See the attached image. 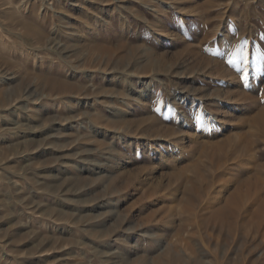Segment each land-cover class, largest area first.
<instances>
[{
	"label": "rangeland",
	"instance_id": "obj_1",
	"mask_svg": "<svg viewBox=\"0 0 264 264\" xmlns=\"http://www.w3.org/2000/svg\"><path fill=\"white\" fill-rule=\"evenodd\" d=\"M241 45L247 63L233 55ZM262 110L264 0H0V264H264L243 229L200 225L206 194L198 218L149 222L142 182L197 161L203 136L232 140L204 156L211 183L215 160L249 156L235 135L256 134L264 160L249 125Z\"/></svg>",
	"mask_w": 264,
	"mask_h": 264
},
{
	"label": "bare ground",
	"instance_id": "obj_2",
	"mask_svg": "<svg viewBox=\"0 0 264 264\" xmlns=\"http://www.w3.org/2000/svg\"><path fill=\"white\" fill-rule=\"evenodd\" d=\"M100 1H115V0H100ZM146 1H149V0H146ZM146 6L149 7V4H146ZM171 7H172V4H166V8H171ZM133 11L134 10L130 7L129 12L132 15L139 17V15L136 14V11L135 12ZM120 45H122V47L126 46L125 43H121ZM103 48L105 49L104 46ZM97 65H99V69H101L102 71H104L105 69H108V64L105 62L97 61ZM126 73H129V74H127L125 79H123L124 77L122 78L123 82H126V84L127 83L132 84V78L135 74L131 71L127 72V70H126ZM77 76H78L77 72L73 71V73H70L68 77H70L71 80H74L75 78H77ZM153 77L154 78L159 77V73L155 72L153 74ZM48 82L50 83L53 89L69 90V88H71L70 83L59 81L56 78L48 79ZM149 99L151 100V98ZM131 110L133 109L130 108V112ZM128 113L129 112L123 111V115H127ZM107 116L109 117V115ZM120 120H121L119 121L120 125L118 126H120V129H122L121 125L125 124L127 121L125 120V118H120ZM184 125H187L189 129H191V124L188 123L187 121L184 122ZM249 125L250 126L254 125V127L258 128L260 132L258 133V137H261L262 135V140L264 141V110L260 111L257 115L253 116L252 119L250 120ZM238 127L240 128L242 126H238ZM116 129L120 131V129L118 128ZM251 129L253 130L254 128L251 127ZM51 130H53L51 129V127H48V128L40 127L37 130L39 131V134L38 133L37 134L38 136H43L44 134L50 132ZM191 131L193 132L192 134H189V135L196 137V131H197L196 128L195 127L192 128ZM228 131H229V128H228ZM228 131H226V133ZM255 135L256 134L247 135V133L244 135L242 134L235 135V137L237 138L235 140L240 141L241 146L245 148V152H246L245 154L246 155L249 154V156L246 158L237 157L235 159H233L234 158L233 157L232 158L233 160H230V161H222L220 159L215 160L216 161V162L214 161L215 167H216L215 170H218L217 172H219V175L217 176L218 177L220 176L223 178L219 177L217 179V177H215L216 180L212 181V183L209 180H206V176L203 174L204 168H203L202 163L204 162V156H209V155L213 156V155L221 153L224 150L225 146H227L228 144L232 142L230 137H227L228 139H226L223 143H220V141L210 142V140L207 139V136H203L204 138L201 137L202 140L193 141L194 144L190 146L191 151H193L194 153L193 155L197 156L198 160L191 162V161L185 160L184 158H181L185 160L183 162L184 165L182 164L179 169H177L175 172H172L170 175H167L166 172H164L166 165H161L159 168L153 167L152 169H150L146 177H144L142 180L144 184L143 193H145L147 196H149V198L153 200L152 208L155 207L154 209L151 208L152 210L146 216L147 220L151 223L162 221L167 224L170 221L173 222L172 219L175 216V214L177 215L176 213L177 210L187 213V215L191 219L198 218L200 215L198 213L201 210L200 205L198 203L203 199L204 195L206 194L204 203L207 206L209 211L207 215L205 216L204 221L202 220L199 221L201 226L205 222L211 220L215 228L217 230L219 229V232L221 230H224L230 235L235 234L239 229H243L245 232H247V234H250V236H252V239L254 241L258 240L264 249V160L261 159L260 156L256 155L255 152H253V149H254L253 146L256 143ZM187 161L188 163H185ZM117 164L118 166L115 172L122 171L123 173L124 170L125 171L127 170L125 169L126 167L121 168L120 164L119 163ZM191 174L197 177V180H195L194 182H191L188 180L189 179L188 176ZM183 185H185L186 187L188 186V188H185V190H183L185 187ZM181 187H183V189H181ZM170 201L175 202L174 207H171L172 203L170 205L169 203ZM189 225H192V223H189ZM201 226H200V229H201ZM184 230H185V227L180 225L177 229V232H175L178 235L177 234L175 235L181 236L183 240L186 236L183 233ZM189 230H190V227H189ZM193 232H196V231L194 230ZM182 243L184 244V241H182Z\"/></svg>",
	"mask_w": 264,
	"mask_h": 264
},
{
	"label": "snow or ice",
	"instance_id": "obj_3",
	"mask_svg": "<svg viewBox=\"0 0 264 264\" xmlns=\"http://www.w3.org/2000/svg\"><path fill=\"white\" fill-rule=\"evenodd\" d=\"M233 55L239 58L241 63H247L248 53L246 51V45H241ZM229 63L234 64V60H229Z\"/></svg>",
	"mask_w": 264,
	"mask_h": 264
}]
</instances>
